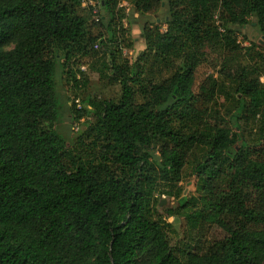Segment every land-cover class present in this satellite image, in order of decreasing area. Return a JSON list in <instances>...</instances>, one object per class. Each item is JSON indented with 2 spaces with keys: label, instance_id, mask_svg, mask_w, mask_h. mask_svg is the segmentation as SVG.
<instances>
[{
  "label": "trees",
  "instance_id": "16d2710c",
  "mask_svg": "<svg viewBox=\"0 0 264 264\" xmlns=\"http://www.w3.org/2000/svg\"><path fill=\"white\" fill-rule=\"evenodd\" d=\"M82 1L0 0V264H142L139 254L145 264H264V128L251 139L240 125L264 110L255 65L264 47L230 40L252 15L264 35V0H98L112 46L103 68L111 74L101 77L121 95L89 102L91 112L71 105L72 119L92 113L94 122L67 142L54 128L55 71L78 83L73 67L101 38L80 15ZM121 2L168 12L165 31L143 27L133 61L117 45ZM217 45L254 64L231 71L221 62L195 94L204 49ZM185 164L190 180L174 208H161L154 195H171L159 186H176ZM174 215L188 233L181 247L168 237L165 216ZM209 218L199 252L184 241Z\"/></svg>",
  "mask_w": 264,
  "mask_h": 264
},
{
  "label": "rangeland",
  "instance_id": "374dc122",
  "mask_svg": "<svg viewBox=\"0 0 264 264\" xmlns=\"http://www.w3.org/2000/svg\"><path fill=\"white\" fill-rule=\"evenodd\" d=\"M93 2L95 5L94 10L97 12L96 16L99 21H94L95 16L89 8H82L80 15L85 18L88 25L91 26V32L95 36L101 35V38L96 40L95 47H92L93 51H96V53L82 58L81 61L84 62L85 65L80 66L79 71H77L75 66L73 67V71L79 77L78 83H73L70 79L68 80L59 67L55 71L54 79L58 117L54 128L67 142H72L73 139L81 136L84 133L86 125L94 122L92 113L85 114L80 120L72 119L70 117L71 112L69 111L71 105L75 106V110L85 108L87 111L91 112L92 109L87 105L89 102L99 103L107 101L116 104L121 95L119 85H111L107 82V79L101 77V71H105L107 76L111 74L110 71L103 68L109 59L108 50L112 46H109L107 42L109 33L104 29L106 23L103 17L105 15L104 9L100 6L98 0H94ZM120 6L124 8L125 19L122 21V26L125 31L124 35L122 37L120 36L121 42L117 45L122 53V58L133 61L144 50V41L142 37L143 27L159 25L161 30L165 31V21L167 20L168 12L164 4L152 14H139L125 2H121ZM214 20H217V18L215 17ZM248 21L249 23L244 27L233 28L230 40H234L236 44H240L243 48L254 45L255 50L261 52L259 47H264V35L257 29L256 17L254 15H252ZM92 22L95 23V25L92 26ZM100 41H102V44H100ZM128 43L130 44L127 46ZM204 50L207 52L206 60L195 72L193 85L195 94H198L200 88L208 84L210 79L216 77L221 62L225 63L231 71L235 70L238 66H250L254 64L253 61H249V57L244 55V51L239 55H234L232 53L228 55L227 51L224 52V49H222L220 45H217L213 49L205 48ZM255 65L258 72L261 74L260 81L264 82V61H257ZM81 67H83L84 70H81ZM75 101H77V103ZM72 115L73 117L75 116V114ZM240 125L249 138L255 139L259 137L262 133L261 129L264 128V110L254 118H249V120L245 122L240 121ZM190 178V166L185 164L180 173V181L176 186L171 185V183L160 184L159 190H165L172 195H159L158 193L154 195L159 203L163 202L161 208L170 209L175 207L174 194L178 189H183ZM183 193L185 195L193 194L194 187L190 186L186 188ZM165 220L171 226L168 232L171 246L176 245L181 247L179 241L183 240L184 234H186V236L188 235L184 218L174 215L170 217L165 216ZM212 228L213 220L211 218L205 220L197 237L193 238L191 241L187 239L184 241L185 244L189 243L192 248H196L199 252L205 251L210 243L209 238ZM137 260L145 264L146 256L139 254Z\"/></svg>",
  "mask_w": 264,
  "mask_h": 264
},
{
  "label": "built area",
  "instance_id": "2783aa9c",
  "mask_svg": "<svg viewBox=\"0 0 264 264\" xmlns=\"http://www.w3.org/2000/svg\"><path fill=\"white\" fill-rule=\"evenodd\" d=\"M81 7L82 8H89V9H91V12H92V14L95 16V22H97L98 21V19H97V12H96V10H94L95 9V5H94V2L92 1V0H83L82 1V3H81ZM81 70H84L83 69V67H81L80 68ZM77 79H79V77L77 76L76 77ZM76 103H77V101H75Z\"/></svg>",
  "mask_w": 264,
  "mask_h": 264
},
{
  "label": "water",
  "instance_id": "95a60500",
  "mask_svg": "<svg viewBox=\"0 0 264 264\" xmlns=\"http://www.w3.org/2000/svg\"><path fill=\"white\" fill-rule=\"evenodd\" d=\"M162 204H163V202H162V203H160V206H162Z\"/></svg>",
  "mask_w": 264,
  "mask_h": 264
}]
</instances>
